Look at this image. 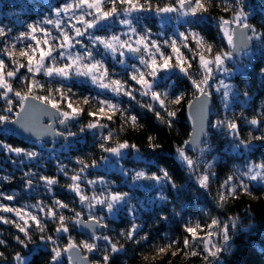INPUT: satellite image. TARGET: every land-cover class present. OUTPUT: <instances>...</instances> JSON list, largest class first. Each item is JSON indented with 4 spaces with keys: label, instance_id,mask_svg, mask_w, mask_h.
Returning a JSON list of instances; mask_svg holds the SVG:
<instances>
[{
    "label": "snow or ice",
    "instance_id": "1",
    "mask_svg": "<svg viewBox=\"0 0 264 264\" xmlns=\"http://www.w3.org/2000/svg\"><path fill=\"white\" fill-rule=\"evenodd\" d=\"M208 2L211 3L212 0H208ZM243 5L244 0H234L233 3H228L226 6L222 5V10L229 13V18L219 17L218 27L228 48L215 52L213 45L207 43L199 32L194 30L179 31L176 37L169 36L163 40L154 39L151 29L145 27L142 31L138 30L137 25L144 18L133 17L134 13L154 12L156 16L165 21L180 19L183 24H197L209 11L205 0H175V3L162 7L159 5L154 7L151 0H68V2L59 5H48V15L40 21L27 24L26 30L17 34H13L12 28L0 24V45H3L0 47V55L6 56L12 65L9 69L5 60L0 58V98L7 101L8 106L5 111L11 113L13 101L9 98V93H13L19 100L21 110L15 114L17 119L14 120L7 115H0V125L12 123L18 125L25 132H32L37 136L50 132L65 139L88 132L95 136L98 130L105 129L107 130L106 134L101 133L97 137V146L102 153L107 154L101 156V161L107 163L109 157L123 159L128 150L136 153L139 158L140 149L136 144H130L127 140L113 142L114 131L109 128V123H115V117L118 114L121 121L120 131H123L124 127L128 125L134 129L142 128L143 125L139 124L137 115L130 109L122 108L118 101L104 97L111 93L114 98L124 96L130 100H136L138 93L140 97L148 98L146 103L137 100L139 107L153 113L157 120L172 128L182 101L185 99V94H173L171 85L163 90L159 89L162 83L167 84V81L171 79V76L167 74L178 71L190 81L196 92L193 100L187 102L189 109L194 108L190 119L195 121V127L194 131L189 134L190 139L185 140L183 144L195 145L202 155L205 152H210L212 149L207 139L208 132L204 126L208 112V99L215 91L221 96L225 107H228L230 99H238L240 96H243L246 101L249 97L247 90L240 92L231 83L225 82V78H231L237 71L235 67H229L228 63L235 64V57L240 53L247 55L253 41H259L264 47V29L258 30L255 25L249 22V14ZM112 24H119L127 31L120 34L113 32L110 35L95 34L107 31ZM53 30L58 35H53ZM37 33L42 34V37L38 38ZM159 35H163V33ZM190 40L195 42L196 49L189 46ZM17 44L20 45L18 51ZM183 49L192 53L191 57L186 55ZM17 55L22 60H18ZM105 55L111 57L114 65L120 66L119 71L116 68L109 69L108 63L104 59ZM194 64L197 66L196 75L200 77L199 79L193 77L191 70ZM21 69H26V72L31 74V82L20 77L27 86V92L23 94L20 91H15L11 82L17 78ZM40 73L50 80L58 81V86L48 88L47 95L33 94L35 88L44 87L35 79ZM162 73L165 74L164 77L161 76ZM260 75L264 77V67L260 68ZM218 76L223 78L218 79ZM75 79H81L82 83H90L100 90L96 96L82 97L84 105L91 102L97 110L96 112H87V116L91 119L80 126L78 133L67 130L69 122H78L84 113L82 107L73 106L72 103L75 93L71 83H74ZM57 95L59 99L56 98ZM31 101H39L40 104L47 105L55 111L47 112ZM65 102L66 108L62 107ZM37 112L49 116L53 122L63 125L65 130L54 129L52 124L37 130L32 119ZM21 113H24L23 118H20ZM104 120L109 123H104ZM247 122L252 126H257L261 121L253 117ZM209 124L212 129H226V134L232 137L233 151L248 152L251 151L254 141L264 142V133L258 136H252L249 133L248 139L242 138L236 119H220L214 122L210 121ZM153 140L152 136L148 137V147L153 150L160 148L161 145L154 143ZM0 148H3L6 153L21 158L20 164H23L25 160L33 161L41 156L35 150L12 147L7 144H0ZM176 159L190 175L196 177L199 189L209 190L210 182L216 175L213 172L214 160L203 162V171L201 172L198 162L187 154L184 146L176 149ZM10 162L17 163L11 157ZM75 163L79 165V168L71 175L69 167L59 161L57 162V171L70 180L67 188L78 198L79 203L83 206L82 210L77 211L70 208L67 203L55 197H53L51 206L38 201L33 206L38 209V213L28 210V206L18 207L0 203V223L12 225L18 233L22 234L23 238L20 235H15L13 239L25 248L28 247V244L35 243L32 235V228L35 226L41 233L39 240L51 245L48 264H59L62 253L71 249H82L87 253L95 254L100 251L96 241L101 239L106 242V246L103 255L95 261V264H111L112 254L124 251V244L114 243L109 235L98 234L99 229L108 228V224L105 222L106 216H117L126 210L127 215L133 218V222L126 233L121 230L120 236H126V239L135 245L146 242L148 235L145 233L137 238L140 230V225L135 222L138 209L132 203L133 194L131 191L113 190L110 182L100 175L94 179H88V170L98 168L100 161L92 160L89 163L83 158H77ZM120 171L123 176H130L133 185L139 181H154L156 185L160 186L155 199L164 204L172 203L169 195L164 192V185H168L171 190L177 193L176 198L186 191L183 186L176 183L165 168H160L158 173L152 172L151 174L145 171H134L130 174L123 168ZM37 175L31 170L22 174L20 179L24 184L25 191L34 190V178ZM12 179L11 176H0V181L10 182ZM252 181L264 187V163L250 164L245 170L236 169L233 174L229 175L220 186L222 191L218 193V206L223 207L224 202L229 198L239 199L240 194L254 195L249 183ZM38 182L42 183L47 192L51 194L53 186L59 184V178L55 175L39 174ZM85 185L91 190V195L85 193ZM96 185L100 186L99 191L96 190ZM0 199L11 202L16 197L0 192ZM64 209L73 214L66 216L62 211ZM85 211L87 216L82 218ZM98 212L100 214H97ZM173 212L177 216L181 215L175 211V208H173ZM7 213H11L14 219L3 215ZM160 219L167 220L168 217L161 214ZM44 220L57 223L56 234L70 233L69 223L81 226L91 232V242L81 241L77 244L69 237L67 246L61 248L54 235H43L45 232ZM237 227L236 218H232L231 226L223 224L217 218H212L206 226L199 223L192 226L186 223L182 226V230L186 234L183 238V246L176 247L171 255L173 257L183 255L186 259L197 257L201 260V264H220L221 256L231 250V245L234 242L231 228ZM213 237L217 239L214 240ZM178 243L179 241L172 240L163 246H156L155 252L161 256L167 255L168 250ZM4 245H6V241L0 239V246ZM143 258L147 260L148 257L144 255ZM12 259L16 264H26L25 258L19 252ZM7 260L8 257L5 253L0 251V261L6 264ZM75 264H93V262L89 256H81L78 252ZM125 264H127L126 261ZM153 264H155V258Z\"/></svg>",
    "mask_w": 264,
    "mask_h": 264
},
{
    "label": "trees",
    "instance_id": "2",
    "mask_svg": "<svg viewBox=\"0 0 264 264\" xmlns=\"http://www.w3.org/2000/svg\"><path fill=\"white\" fill-rule=\"evenodd\" d=\"M46 1H49V4L59 5L65 0H0V24L12 28L13 34H17L18 31L24 29L16 26L17 21L25 24L35 23L49 14ZM151 2L154 7L156 5L162 7L166 4L173 3L172 0H151ZM233 2L234 0H212L209 3L208 0H205L209 9L205 15L206 22L199 24L196 30L205 38L207 43L213 45L214 52L228 48L226 42L220 37L219 30L214 26L215 23L213 22H217L219 17L229 18V13L222 10V5L226 6L228 3ZM243 6L245 11L250 14L249 22L255 25L258 30L264 29V0H244ZM54 32L53 30V34ZM263 60L264 56L254 61L252 69L249 70L246 78L238 76L235 79V83L239 87L240 92L247 90L249 97L255 98L253 104L252 101L250 102L253 107L248 106L249 110L244 112L240 111L241 114L236 119L241 136L244 139L249 138V133L255 136V132L249 130L247 122L249 119L255 117L262 123L264 122V109L261 110L263 116H256L254 112L258 109L255 105L262 100L264 101V77L260 75V63ZM7 64L9 68L12 67L10 60H7ZM20 77H24V80L27 82H31V78L26 75V69H21L17 78L11 81L14 90L20 91L23 94L27 92V86L26 83L21 81ZM35 79L44 85L43 88H38L37 95H47L48 88L58 86V81L55 80H50L51 82L49 83L47 78L35 77ZM71 86L75 93V96H73L74 99L82 96L91 97L95 93L89 86L76 83L75 81L71 83ZM175 88L177 93L185 94V99L182 101V106L172 128L167 127L166 124L161 123L159 120L156 121L153 113L148 112L146 109L139 110L138 108L131 110V112L137 115L139 124L143 125L142 128L137 127L134 129L128 125L124 127L123 131H120L121 121L118 115L115 117V123L111 124V129L116 134L113 142L127 140L130 144H136L140 149V154L144 159L143 162L131 160L128 162L130 166L142 169L149 174L152 172L158 173L160 168H165L172 175L176 183L186 189L179 198H176L177 193L171 190L168 185H164V192L166 195H169V199L172 201V203L168 204L156 200V194L154 195L148 192L144 205L142 192L138 190L132 192V203L138 209L135 222L140 225L137 238L146 233L148 240L142 242L140 245H135L131 241H128L126 236H120L121 230H124L126 233L131 227L133 218L124 215L116 221L109 222L105 235H109L114 243L124 244V251L112 254L111 264H125V261L127 264H153L154 258L155 264H169V262L171 264H201V260L197 257H188L187 259L183 255L173 257L171 252L175 251L176 247L183 246V238L186 235L182 230L184 224L189 223L195 226L199 223L206 226L212 218H217L223 224H228L229 226H231L232 218H236L238 224L237 228H231V235L233 236L234 242L231 245V250L221 256L220 264H264V187L259 185L251 186L254 195L240 194L239 199L235 200L229 198L224 202L223 207L217 204L218 193L221 191L220 186L229 174L233 172V166L250 162L264 163V145L253 147L252 152L249 151L246 155L236 156L229 154L224 156L223 160H219L215 164L213 172L216 175L210 183L209 190L204 191L199 189L194 180L195 176L190 175L176 159V149L180 146L185 147L183 142L188 140L190 133V128L185 117V106L196 93L187 78L177 77ZM56 98L59 99L58 95ZM122 104L124 105L125 101ZM15 106H19V104L16 103ZM127 106L129 108L132 105L129 103ZM84 107V117L80 120V126L89 121L86 116L88 108L86 105ZM5 109L6 107L0 103V115H7L12 119V115L10 113L7 114ZM12 109L16 110V107ZM5 127L6 125H0V144L25 148L21 140L15 138L13 134L6 133ZM149 136H152L154 138L153 142L160 144L161 147L155 150L149 148ZM208 137L210 140L217 141L213 136ZM67 147L70 149L67 155V163L72 172L79 168V165L75 163L77 158H83L89 163L92 160L101 162V156L105 155V153L99 150L97 144H93V141L89 138L84 139L83 142L75 143ZM219 148H222V144L219 145ZM187 154L192 159H195L191 154ZM5 175L11 176L13 179L10 182L0 181V190L6 194H9L13 190L19 191L20 193L21 189L18 187L20 185L18 181L21 173L14 170L10 162V156H6L1 149L0 176ZM97 175V172L89 169L87 178L94 179ZM115 179V176H113V179L111 177L112 181L118 182ZM57 186H59V190L57 188L55 189L56 193L54 197L67 203L70 208L79 211L78 198L75 197V194L67 191V183L64 182V179L59 178V184ZM20 198L22 199L21 201H28L27 196L23 193H20ZM154 200L155 203H153ZM173 208H175L176 212L181 213V215L177 216L173 212ZM62 211L66 216L73 214L67 209ZM161 214L166 215L168 219L161 220ZM44 224L45 232L43 235H54V238L58 239L61 248L67 246L69 237L77 244L81 241H91V237L77 234L74 225L70 223V233L66 234L68 238L55 233L57 223L48 220ZM15 235H20L23 238V235L18 233L12 225L0 223V239L6 241V245L0 246V251H3L8 257L6 264H16L12 258L17 252L27 259L26 264H48L51 256V245L39 240L41 233L35 226L32 228L35 243L28 244L26 248L13 239ZM172 240H177L179 243L169 249L167 255L161 256L156 254V246H163ZM41 244L42 246L39 247ZM98 245L100 251L88 255L94 264L103 255L106 242L104 241ZM144 255H147V260L143 258ZM0 264H5V262L0 261Z\"/></svg>",
    "mask_w": 264,
    "mask_h": 264
},
{
    "label": "rangeland",
    "instance_id": "3",
    "mask_svg": "<svg viewBox=\"0 0 264 264\" xmlns=\"http://www.w3.org/2000/svg\"><path fill=\"white\" fill-rule=\"evenodd\" d=\"M172 1H173V3H175V0H172ZM66 2H68V0H65L63 3H66ZM49 3H50L49 1H46L47 6L51 5ZM173 15H175V14H173ZM135 16H141V17L144 18L143 20H141L140 24L137 25L138 30L142 31L145 27H147V28L151 29V32L153 34L152 38L160 39V40L166 39L169 36L176 37L179 31L194 30V31L198 32L196 30V27L199 26V24H201L202 22H206V16L205 15L203 16V18L200 20L199 23L192 24V25L183 24L182 20H180V19H172L171 21H165L161 17L156 16L154 12H145V13H138V14L134 13L133 17H135ZM249 18H250V14H249ZM213 23H215L214 26H216L218 28V30H219L218 21L217 22H213ZM26 25L27 24H25V23H21V22H18V21L16 22V26L17 27L24 28L21 31H25L26 30ZM47 27H50V26H47ZM125 31H127V29L124 28L123 26H121L119 24H112L107 29V31H105V32H96L95 34L96 35H110L113 32L120 34V33H123ZM18 32H20V31H18ZM161 33H163V35H159ZM219 34H220V37L226 42V40L224 39L222 33H220V30H219ZM53 35H58V33L54 32ZM37 36H38V38H40V37H42V34L37 33ZM189 46L191 48H193V49H196V47H197L195 42H193L191 40L189 41ZM0 47H3V45H0ZM16 47H17V51H18L20 45L17 44ZM227 47H228V45H227ZM183 51L185 52L186 55L191 57L192 53L188 52L186 49H183ZM262 56H264V47L261 46V43L259 41H253L251 43V46H250V49L248 50V54L247 55H244L242 53V54H240V56L237 59H235V61H236L235 64H233L232 62L228 63L229 67H235L237 69V71L233 73L231 78H225V82L226 83H231L236 89H238L240 91L239 87L235 83V79L238 76L239 77L243 76L244 78H246V76L248 75L249 70L252 69V64H254V61L257 58H261ZM0 58H3L5 60V63L7 64V60H9V59L6 56L0 55ZM16 58L18 60H22V58H20L18 55H17ZM97 58L99 59L100 57L98 56ZM104 59L107 61L108 67H109L110 70L112 68H116L118 71L120 70V66L119 65H114L112 63L110 56L105 55ZM260 66H261L260 68L264 67V60L260 63ZM191 71H192L193 77L195 79H199L200 78L199 76L196 75L197 66L195 64H194L193 69ZM26 75L30 76V78H31V74L26 72ZM167 75H170L171 79L167 81V84H163L162 83L161 84V88L159 90H163L168 85H171L172 93L173 94H178L175 91V89H176L175 88L176 79H177V77H180V78H186V77H184L178 71H173V72H171V73H169ZM161 76L164 77L165 74L162 73ZM36 77L47 78L48 82L49 83L51 82L50 79L48 77L43 76L42 73L37 74ZM217 78L219 79V78H223V77L218 76ZM55 81H57V80H55ZM75 82L76 83H80L82 85L89 86L90 89L94 90L95 93H93L92 96H96L98 91H100L99 89H97L96 87L91 85L90 83H82L81 79H75ZM65 83L67 84L69 82H65ZM190 85H191V83H190ZM192 89L195 92V89L193 87H192ZM37 91H38V88H35L34 91H33V94L37 95V93H36ZM82 97H84V96H82ZM82 97H80L78 99L77 98L76 99L72 98L73 106H79V107H82L84 109L85 107H84V104H83ZM9 98L13 101V107L18 108V106H15V104L16 103L19 104V100L14 96L13 93H9ZM104 98L114 99V101H118L121 104L122 108H126V109L128 108L127 104L130 103L132 105V106H129V108H128L130 110L137 109V108L139 110H145V108L139 107V105L137 103V100L141 101V102H145V103L148 102V98L140 97L138 93L136 94V100H130L128 97H124V96H121V97H118V98H114L111 93H108ZM211 98L213 99V106H212L211 115H210V121L211 122H214V121L220 120V119H237L238 115L241 114L240 111L244 112L246 110H249L248 106L253 107L252 104H253V102L255 100V98L248 97L247 100L245 101V98L243 96H240L238 99H230L228 107H225L224 103L222 102L221 96L219 94L215 93V91H213ZM124 101H125V104L123 105L122 103ZM251 101H252V104H250ZM0 103H2L3 106L7 108L8 105H7V101L6 100L0 98ZM255 106L258 107V109H256L254 111L256 116H263L261 110L264 109V101L262 100L261 102L257 103ZM62 107L66 108V102H65V105H63ZM86 107L88 108V112H96V110H97L96 107L91 102L88 105H86ZM172 107H175V106H172ZM14 113H15V110L12 109V112L10 114L13 116ZM7 114H9V112H7ZM86 116H87V114H86ZM82 117H84L83 114L79 118V121L77 122V125H78L77 133L79 132V128H80L79 123H80V120H81ZM88 119L90 120L91 118L88 117ZM156 121H157V119H156ZM103 122L104 123H109L106 120H104ZM111 124L112 123H109V128L110 129H111ZM3 125H7V124H3ZM248 127H249V130L251 132L252 131L255 132V136H258V135H261L262 133H264V131H263L264 130V122L263 123L260 122L257 126H252V125H250L248 123ZM5 130H6L7 134H11L6 129V127H5ZM106 132H107V130H105V134H106ZM88 133H83L84 134V136H83L84 138L80 139L81 142H83V140L86 139V134H88ZM115 136H116V134L114 133V137ZM208 136H210V137L213 136L215 138V140H217V141L210 140ZM208 136H207V139H208V141H209V143L211 145V149L212 150L210 152H205L203 155L199 152V154L197 156H194L195 159H193L194 161L198 162V166H199L201 172L203 171V162H205V161L214 160L215 164H216L217 162H219V160H223L224 156H227L229 154L236 155V156H242V155H246L247 154V152L242 151V150L241 151H233L232 146H231L232 143H233L232 137L226 134V129L225 130L212 129L210 127V124H209ZM91 140L93 141V144L94 143L95 144L98 143L97 137H96V139H91ZM221 144H222V148H219V145H221ZM258 145H264V143L260 142V141H254L253 145H252V148L256 147ZM202 147H203V145H202ZM252 148H251V152L253 150ZM1 149H2V152H4L6 154V156H10V153H6L3 148H0V151H1ZM31 150H35V151L39 152L41 154L40 158H41L42 161H50V162H52L53 160H55L54 156L57 155V156L61 157V154H64L65 152L68 153L70 149L67 146L65 147V146H61L59 144H53V145L46 146V145H44L42 143H38V144H35L34 147H32ZM105 155H107V154H105ZM13 156H14V158H16L14 154H13ZM198 158H199V160H198ZM18 160H20V159L18 158ZM131 160H133L135 162H140V161L143 162L144 159L142 158L140 153H139V158H137V154L136 153H134L131 150H128L127 154L124 156L123 159H118L116 157H109V161L107 163H105L104 161H101L100 162V166L98 168L91 169V170L97 172L98 175L100 174L106 180H108L110 182V185H111L112 189L115 190V191H118V192H123V191L136 192L138 190V191L142 192L143 201H144V205H145V199H146L147 193L149 192V193H152V194L155 195L160 186L156 185L154 181L150 182V185H149L148 189H144L142 187V182L143 181H139V182H137L136 185H133V182L131 181L130 176L129 177L123 176L121 171H120V169L123 168V169L129 171L130 174L132 172H134V171H144V170L139 169V168H133L132 166H130L128 164V162H130ZM250 164H253V163L250 162V163H247V164H243L242 163V164L235 165V166H233V172L236 169L245 170L246 167L248 165H250ZM19 165L23 166L24 164H20L19 163ZM14 166L12 164V167H14ZM213 171H214V168H213ZM233 172L231 174H233ZM69 174L71 175L72 173H69ZM231 174H229V175H231ZM113 176H115V178H116L115 180H117L118 182H115L113 180L114 181V183H113V181L111 180V177L113 179ZM194 180L196 182V177H194ZM213 180H214V178L212 179V181ZM64 182H66L68 184V183H70V180H68L67 178H64ZM249 183H250L251 186H258V185L261 186L260 184H258L255 181H252V182H249ZM37 186L38 187H42L43 189L46 188L42 183H39V182H38ZM95 187H96V190L99 191L100 186L96 185ZM67 191L69 193H72L68 189H67ZM221 191H222V189H221ZM0 192H2V191L0 190ZM85 193L88 194V195H91V190L86 185H85ZM9 194L14 195L16 197V199L14 201H11V202L0 199V203L9 204V205L18 206V207L28 206V210H30V211H32L34 213H38V209L33 207L34 205L37 204L36 201H34V202L25 201V200L21 201L22 199L20 198V193H19V191H16V190L11 191ZM72 194H74V193H72ZM45 204L47 205V203H45ZM79 205H80V203H79V200H78V207H79ZM3 215H6V216L11 217V218L14 219V217L12 216L11 213H7V214H3ZM124 215H126L127 217H130V216L127 215L126 210H125L124 212L119 213L117 216H111V217L106 216L105 222L108 224L109 222L118 220L119 217H122ZM130 218H132V217H130ZM45 221H48V220H44V222ZM74 228H75V225H74ZM60 235L66 236L68 238V235H66V234H60ZM213 239L215 240L217 238L213 237ZM68 241H69V239H68ZM87 241H89V240H87ZM89 242H91V241H89ZM102 242H104L102 239L96 241L97 244L102 243ZM67 244H68V242H67ZM41 246H42V244L39 247H41ZM80 250L84 253V255L88 256V255L91 254V253H87L86 251H84L82 249H80ZM25 260H27V259H25Z\"/></svg>",
    "mask_w": 264,
    "mask_h": 264
},
{
    "label": "water",
    "instance_id": "4",
    "mask_svg": "<svg viewBox=\"0 0 264 264\" xmlns=\"http://www.w3.org/2000/svg\"><path fill=\"white\" fill-rule=\"evenodd\" d=\"M249 49H250V47H249ZM240 54H242V53H240ZM240 54L236 55L235 59H237L240 56ZM191 100H193V98ZM31 103L37 104L39 106V108L45 109L47 112H54L55 111L54 109H51L47 105L40 104L39 101H31ZM193 103H195V102L193 101ZM212 106H213V99L210 97L208 99V112H207V116H206V119H205V125H204L206 130H207V132H208V129H209V122H210V115H211ZM20 111L21 110H20V106H19L16 109V111H15V113L13 115V118H12L13 120L17 119L15 114L17 112H20ZM193 112H194V108L193 109H189L187 107V104H186V106H185V117H186V120H187L189 128H190V133H192L194 131V127H195V121L190 119V117L193 115ZM23 117H24V113H21V117L20 118H23ZM32 119L35 122L37 130H40L41 128H43V127H45V126H47L49 124H52L53 128L55 129L56 125L50 119V117L47 116V115H43V114L37 112V113H35L33 115ZM72 123H73V121L69 122V125L72 124ZM58 126H60V128L62 130L65 129L63 125L59 124ZM6 128H7V130L9 132H11L12 134L16 135L19 139L24 140V141L47 143V142H50L52 140H58V141H64L66 144H69V145L72 144L75 141V139L72 138V137L65 139L64 137L55 136L54 134H51L50 132L48 134L37 136V135L33 134L32 132H25L18 125L12 124V123H7ZM99 131L100 130H98L96 133H99ZM188 139H190V136L188 137ZM201 147H202V145H201ZM185 148H186L187 152L189 154L193 155V156H197L199 154V152H200L198 149H196L195 145H185ZM150 182H151V180L143 181L142 182V187L144 189H148L149 185H150ZM26 192L29 193V191H26ZM82 207L83 206L80 204V208L81 209H82ZM82 218H85V215ZM75 232L77 234L87 235V236H90V237L92 235L90 231H88L87 229L82 228L81 226H75ZM106 232H107V228L98 230V234H100V235H104V234H106ZM78 252H79V254L81 256L84 255L83 252L80 249H71L68 252H64L61 255V257L59 258V264H75V257H76V254Z\"/></svg>",
    "mask_w": 264,
    "mask_h": 264
},
{
    "label": "flooded vegetation",
    "instance_id": "5",
    "mask_svg": "<svg viewBox=\"0 0 264 264\" xmlns=\"http://www.w3.org/2000/svg\"><path fill=\"white\" fill-rule=\"evenodd\" d=\"M17 109V108H16ZM16 111V110H15ZM13 118V117H12ZM54 124L56 125L55 126V129H58V130H61V131H64L65 129H61L58 122H54ZM77 121H73L72 124L68 125V129L67 130H70V131H73V132H77ZM101 133H104L105 134V129H100L99 133H96L95 137L94 135L89 132L88 134H86V139H96V137H98V135H100ZM12 134V133H11ZM14 135V134H13ZM15 138H17L18 140H21L19 139L16 135H14ZM84 134H79L75 137H72L75 139V141L70 144V146L74 145L75 143H80L81 142V138L83 139L84 137ZM22 141V144L23 146L25 147V149L27 150H31L32 147H34L35 144H38V143H42L46 146H49V145H53V144H59L61 146H69V144H66L64 141H58V140H52L50 142H47V143H44V142H31V141H24V140H21ZM68 153H64V154H61V157L60 156H54L55 160H53L52 162L50 161H42L41 158H37L36 160H33V161H28V160H25L24 161V165L23 166H20L19 165V160H18V157L14 158L13 154H10L11 156V159H14L17 161V163H12L13 166H14V169L15 171L17 172H20L21 175H20V178L22 176V174L24 172H28V171H33V172H36L38 175L39 174H43V175H47V176H57L58 178H62L64 179L65 177L59 173L57 171V162L59 161L60 163H63L65 165H68L67 161H68ZM21 159V158H19ZM16 167V168H15ZM70 169V168H69ZM70 173H72L71 169H70ZM38 175L34 178V184H33V189L32 191H29V193H27L25 190H24V184L23 182L21 181V179L19 178V188L21 189V192L20 193H23L24 195L27 196V199L28 201H31V202H38V201H42L43 204L47 203V205L51 204L52 203V200H53V197L55 196V189L57 188L59 190V186L57 185H54L53 186V191L51 194H49L47 192V189L46 188H42V187H38ZM0 188H1V184H0ZM62 190V189H61ZM57 198V197H55ZM77 198V197H76ZM82 210L80 208V205H79V211ZM97 214H100L99 212ZM84 215H85V218L87 216V212L85 211L84 212Z\"/></svg>",
    "mask_w": 264,
    "mask_h": 264
}]
</instances>
